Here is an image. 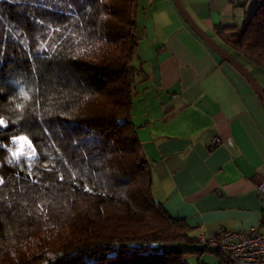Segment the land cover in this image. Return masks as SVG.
Here are the masks:
<instances>
[{
	"label": "trees",
	"instance_id": "16d2710c",
	"mask_svg": "<svg viewBox=\"0 0 264 264\" xmlns=\"http://www.w3.org/2000/svg\"><path fill=\"white\" fill-rule=\"evenodd\" d=\"M136 3L0 0V137L34 153L0 167V264H184L209 248L152 196L131 120L147 78ZM225 29L231 55L264 71V0Z\"/></svg>",
	"mask_w": 264,
	"mask_h": 264
},
{
	"label": "crops",
	"instance_id": "0c3cea01",
	"mask_svg": "<svg viewBox=\"0 0 264 264\" xmlns=\"http://www.w3.org/2000/svg\"><path fill=\"white\" fill-rule=\"evenodd\" d=\"M180 2L206 34L221 41L218 28L230 33L255 0ZM134 14L141 32L134 63L147 78L135 86L131 120L151 167L154 200L193 235L259 227L264 103L184 23L172 0H137ZM238 61L246 69L251 65L264 89V71ZM213 138L220 144L209 149Z\"/></svg>",
	"mask_w": 264,
	"mask_h": 264
},
{
	"label": "built area",
	"instance_id": "2783aa9c",
	"mask_svg": "<svg viewBox=\"0 0 264 264\" xmlns=\"http://www.w3.org/2000/svg\"><path fill=\"white\" fill-rule=\"evenodd\" d=\"M219 144L220 140L213 138L208 148L213 149ZM257 193L264 206V176L257 184ZM194 237L219 249L223 254V264H264V213L257 228L242 231L221 229L213 236L197 233Z\"/></svg>",
	"mask_w": 264,
	"mask_h": 264
},
{
	"label": "rangeland",
	"instance_id": "374dc122",
	"mask_svg": "<svg viewBox=\"0 0 264 264\" xmlns=\"http://www.w3.org/2000/svg\"><path fill=\"white\" fill-rule=\"evenodd\" d=\"M250 8V4L247 6L246 9ZM250 13V12H249ZM249 15V14H248ZM243 22L238 24L237 28L240 29L242 27ZM213 39L220 44L225 50L228 49L224 43L220 41L216 36H213ZM228 51V50H227ZM242 63L246 64V60L243 57H238ZM133 61H136L135 59ZM133 63V62H132ZM251 65H246L248 71L254 74V69L250 67ZM254 66V65H253ZM252 74V75H253ZM1 131L0 135H3ZM26 138L24 135H15L9 137H0V167H16L18 163V158H25L30 160L33 158L34 153L30 146L28 139H21ZM15 154V155H14ZM21 163H19L20 166ZM181 248H189L190 244L182 242ZM177 244H174L176 247ZM194 248H203L204 251L200 254L193 252L188 253L184 257V264H222V255L220 256L217 252L214 251L213 246H209V248L205 249L203 245L199 244H192Z\"/></svg>",
	"mask_w": 264,
	"mask_h": 264
},
{
	"label": "water",
	"instance_id": "95a60500",
	"mask_svg": "<svg viewBox=\"0 0 264 264\" xmlns=\"http://www.w3.org/2000/svg\"><path fill=\"white\" fill-rule=\"evenodd\" d=\"M173 5L178 14L183 19L184 23L194 32V34L211 50H213L218 56L234 67L252 86L253 90L259 97L262 103H264V89L260 86L255 77L237 60L231 53L220 46L215 40H213L208 34H206L189 16L187 11L183 8L180 0H172Z\"/></svg>",
	"mask_w": 264,
	"mask_h": 264
},
{
	"label": "snow or ice",
	"instance_id": "6c2138e0",
	"mask_svg": "<svg viewBox=\"0 0 264 264\" xmlns=\"http://www.w3.org/2000/svg\"><path fill=\"white\" fill-rule=\"evenodd\" d=\"M3 124H4V122L2 120H0V125H3ZM21 139H26V138H21Z\"/></svg>",
	"mask_w": 264,
	"mask_h": 264
}]
</instances>
